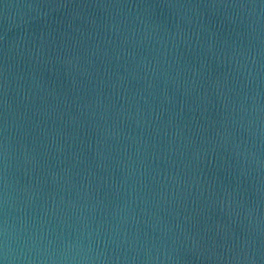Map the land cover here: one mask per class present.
Here are the masks:
<instances>
[{
    "label": "water",
    "instance_id": "1",
    "mask_svg": "<svg viewBox=\"0 0 264 264\" xmlns=\"http://www.w3.org/2000/svg\"><path fill=\"white\" fill-rule=\"evenodd\" d=\"M0 264H264V0H0Z\"/></svg>",
    "mask_w": 264,
    "mask_h": 264
}]
</instances>
